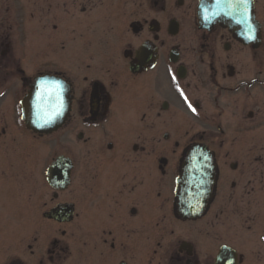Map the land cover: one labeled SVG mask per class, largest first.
I'll return each instance as SVG.
<instances>
[{"label": "flooded vegetation", "instance_id": "1", "mask_svg": "<svg viewBox=\"0 0 264 264\" xmlns=\"http://www.w3.org/2000/svg\"><path fill=\"white\" fill-rule=\"evenodd\" d=\"M201 1L0 0V224L17 226L0 264H215L222 247L251 264L264 251L263 142L240 136L264 121V0H251L256 47L199 17ZM44 76L69 105L39 133L20 102ZM194 144L216 175L185 218L176 179Z\"/></svg>", "mask_w": 264, "mask_h": 264}, {"label": "water", "instance_id": "2", "mask_svg": "<svg viewBox=\"0 0 264 264\" xmlns=\"http://www.w3.org/2000/svg\"><path fill=\"white\" fill-rule=\"evenodd\" d=\"M202 15L212 21L225 19L229 29L244 43L252 42L255 47L258 45V23L254 20L251 0H203L198 6V16L202 18ZM41 82L46 87L56 89L53 99L59 112L50 120L48 117L53 111L52 107L36 100V92ZM68 99V86L64 81L48 76L35 79L20 102L26 127L39 133L57 129L67 114ZM185 154L179 177L176 179L175 204L181 216L196 218L201 215L207 199L211 197L216 175L215 164L205 145H191ZM215 264H236L234 252L228 247H222Z\"/></svg>", "mask_w": 264, "mask_h": 264}, {"label": "rangeland", "instance_id": "3", "mask_svg": "<svg viewBox=\"0 0 264 264\" xmlns=\"http://www.w3.org/2000/svg\"><path fill=\"white\" fill-rule=\"evenodd\" d=\"M244 71V70H243ZM245 72H249V73H255L257 72V69H250L247 70ZM230 118H232V115L230 112H224V114L221 115V126L225 125L228 126V122L230 120ZM247 122V130L243 131L240 133V136H252V137H258V139H261V141L263 142V144L259 145V147L262 148V150L260 152H262L264 154V121L259 122L258 119H254L252 121H246ZM229 127V126H228ZM228 127H225L226 129ZM194 130H202L200 129H194ZM210 131L217 133V130L215 128H211ZM237 135V134H236ZM30 161L32 163H35V166H31L30 168L32 169H38V166L36 164V157L35 154H33L30 157ZM31 165V164H30ZM264 201V198H263ZM252 212L254 213L255 216L257 217H264V207H259L256 209H253ZM17 232V226L16 224H9V225H1L0 224V239L2 240L4 237H7L10 234H16ZM6 235V236H5ZM251 264H264V251L260 252L259 255L257 256H252V260L250 262Z\"/></svg>", "mask_w": 264, "mask_h": 264}, {"label": "snow or ice", "instance_id": "4", "mask_svg": "<svg viewBox=\"0 0 264 264\" xmlns=\"http://www.w3.org/2000/svg\"><path fill=\"white\" fill-rule=\"evenodd\" d=\"M55 91V88L46 87L44 82H41L36 92V100L38 102H43L44 104L51 106L53 109L52 113L48 117L49 120L52 118V116L57 115L59 112V107L53 99V94L55 93Z\"/></svg>", "mask_w": 264, "mask_h": 264}]
</instances>
